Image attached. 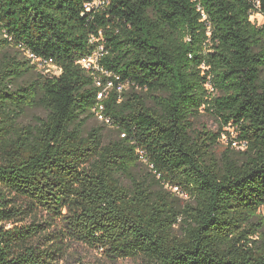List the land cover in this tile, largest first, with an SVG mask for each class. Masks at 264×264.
I'll list each match as a JSON object with an SVG mask.
<instances>
[{
  "label": "trees",
  "instance_id": "16d2710c",
  "mask_svg": "<svg viewBox=\"0 0 264 264\" xmlns=\"http://www.w3.org/2000/svg\"><path fill=\"white\" fill-rule=\"evenodd\" d=\"M95 1L0 0V264H264V0Z\"/></svg>",
  "mask_w": 264,
  "mask_h": 264
},
{
  "label": "rangeland",
  "instance_id": "374dc122",
  "mask_svg": "<svg viewBox=\"0 0 264 264\" xmlns=\"http://www.w3.org/2000/svg\"><path fill=\"white\" fill-rule=\"evenodd\" d=\"M251 20L258 24V25H263L264 24V16L261 14H254L251 17ZM12 55H16L17 52L14 49H9V51ZM23 58V56H21ZM38 74H44V75H58L59 71L52 67V66H44V65H38L37 68ZM37 77V74L32 75V79H35ZM27 78L20 80L17 82V85H22L27 83ZM46 116V111L43 108L40 107H32V108H27L23 114V116L19 119V123L23 125H35L36 124V119L38 117H45ZM196 128L198 130H206V131H211L213 133L219 132L220 125L219 123L210 115L203 114L201 117H199L196 122ZM94 128H103L104 131V136L106 140H111L114 137L117 136V132L113 127L106 126L102 120H100L99 117L93 116L87 126H86V131H89ZM230 132L231 138H235L236 134L232 132V130L228 129ZM220 148L219 151H225V149L229 148L231 146V139H228V136L225 135L223 138L220 140ZM232 149L234 150H241L240 146L233 145ZM145 171H147L144 168ZM176 191V190H175ZM260 216H264V207L259 211ZM28 221L23 224H31L35 218L30 217L27 219ZM39 223H47V218L41 216L37 218L36 220ZM51 223V221H48ZM59 264H143L142 261L140 260H120V261H115L112 262L108 260L105 256H103L102 253L96 250H92L90 248H87L83 245L79 244H74L71 243L68 245L62 254V257L59 258Z\"/></svg>",
  "mask_w": 264,
  "mask_h": 264
},
{
  "label": "built area",
  "instance_id": "2783aa9c",
  "mask_svg": "<svg viewBox=\"0 0 264 264\" xmlns=\"http://www.w3.org/2000/svg\"><path fill=\"white\" fill-rule=\"evenodd\" d=\"M95 5L98 6V7L101 6V5H105V0H96L95 1ZM103 51H104L103 47H100L96 52L93 53L92 56H89V57L83 59L82 65L87 70H91V69L100 70V67L98 65V61H99L100 57L103 55ZM31 58H33V56H31ZM45 66H52V67H54V68H56L58 70V68L56 66H54L52 63H48V64L46 63ZM98 117L103 122L105 121V118H104V116L102 114L99 113ZM234 145H236V144H234Z\"/></svg>",
  "mask_w": 264,
  "mask_h": 264
}]
</instances>
